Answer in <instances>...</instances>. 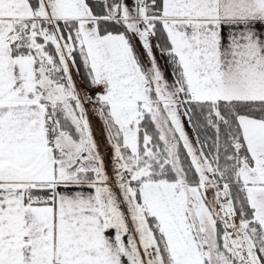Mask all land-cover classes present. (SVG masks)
<instances>
[{
	"label": "snow or ice",
	"instance_id": "obj_1",
	"mask_svg": "<svg viewBox=\"0 0 264 264\" xmlns=\"http://www.w3.org/2000/svg\"><path fill=\"white\" fill-rule=\"evenodd\" d=\"M0 264H264V0H0Z\"/></svg>",
	"mask_w": 264,
	"mask_h": 264
}]
</instances>
